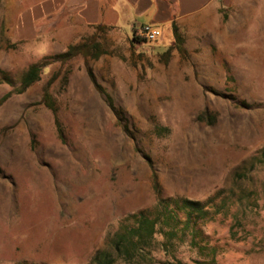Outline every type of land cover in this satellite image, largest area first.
<instances>
[{
  "label": "rangeland",
  "instance_id": "obj_1",
  "mask_svg": "<svg viewBox=\"0 0 264 264\" xmlns=\"http://www.w3.org/2000/svg\"><path fill=\"white\" fill-rule=\"evenodd\" d=\"M35 5L0 0V99L12 93L0 106V264H88L127 217L168 198L214 206L177 253L185 263L264 264V0H216L155 42L68 10L36 21ZM92 37L100 58L54 61L15 93L31 65Z\"/></svg>",
  "mask_w": 264,
  "mask_h": 264
},
{
  "label": "trees",
  "instance_id": "obj_2",
  "mask_svg": "<svg viewBox=\"0 0 264 264\" xmlns=\"http://www.w3.org/2000/svg\"><path fill=\"white\" fill-rule=\"evenodd\" d=\"M174 36L178 49L185 53L177 27H174ZM133 39L140 41L134 36ZM172 50L173 47H170L163 54L164 57L169 58ZM105 53L106 51L103 50L101 43L95 37L71 45L65 52L31 65L23 74L20 86L15 93L22 94L40 81L44 68L54 61H59L64 66L78 56H83L86 59H98ZM87 72L95 87L102 91L92 69L88 67ZM65 78L67 79V74ZM56 79L57 75L52 78L50 83ZM11 96L12 93H9L0 99V106ZM41 103L55 115L58 134L63 139V129L57 117L58 107L53 96L46 92ZM212 207L209 206V202L203 203L186 198L159 199L153 210H142L127 217L116 233L109 239L107 246L98 249L88 264H187L177 256V253L182 244L188 242L187 239L193 242L197 241L196 237L200 234L199 224L206 225L213 221V217H209L210 212L208 211V208ZM187 209L191 211L183 219L181 212ZM217 210V214H220V209ZM186 229L188 231L187 236L184 234ZM159 253L165 260L158 259L157 255ZM194 263L207 264V262L199 260H195ZM215 263L214 258L209 264ZM19 264L33 263L23 262Z\"/></svg>",
  "mask_w": 264,
  "mask_h": 264
},
{
  "label": "crops",
  "instance_id": "obj_3",
  "mask_svg": "<svg viewBox=\"0 0 264 264\" xmlns=\"http://www.w3.org/2000/svg\"><path fill=\"white\" fill-rule=\"evenodd\" d=\"M216 0H36L31 11L36 21L53 13L68 10L85 26L129 29L149 26L159 28L201 10ZM152 17L150 22L144 18ZM125 32V31H124Z\"/></svg>",
  "mask_w": 264,
  "mask_h": 264
},
{
  "label": "built area",
  "instance_id": "obj_4",
  "mask_svg": "<svg viewBox=\"0 0 264 264\" xmlns=\"http://www.w3.org/2000/svg\"><path fill=\"white\" fill-rule=\"evenodd\" d=\"M161 35V29L149 26H138L133 31V36L140 41L155 42L160 39Z\"/></svg>",
  "mask_w": 264,
  "mask_h": 264
}]
</instances>
